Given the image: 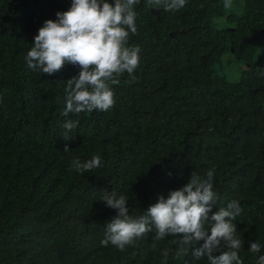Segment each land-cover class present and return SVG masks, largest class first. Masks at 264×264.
I'll use <instances>...</instances> for the list:
<instances>
[{"label": "trees", "instance_id": "obj_1", "mask_svg": "<svg viewBox=\"0 0 264 264\" xmlns=\"http://www.w3.org/2000/svg\"><path fill=\"white\" fill-rule=\"evenodd\" d=\"M224 3L187 0L170 12L140 0L127 44L140 48L135 79L124 73L111 85L108 111L65 117L66 81L80 69L65 65L44 76L26 56L44 21L71 0H0V264H209L189 245L176 256L180 237L156 240L155 229L123 251L102 246L117 210L100 197L126 196L136 218L192 172L205 180L210 170L217 204L208 215L237 201L239 257L257 264L264 255V0ZM232 64L241 71L229 83L219 73ZM67 120L78 121L70 140ZM94 155L99 168L70 170L73 159ZM251 242L261 244L259 253L249 251Z\"/></svg>", "mask_w": 264, "mask_h": 264}, {"label": "clouds", "instance_id": "obj_2", "mask_svg": "<svg viewBox=\"0 0 264 264\" xmlns=\"http://www.w3.org/2000/svg\"><path fill=\"white\" fill-rule=\"evenodd\" d=\"M187 0H148V6H163L165 11H178ZM140 0H71L70 8L57 12L55 20H46L33 38L27 52L26 63L30 69L39 70L44 76H52L65 65L80 69L77 77L66 81V106L62 113H91L94 110L106 112L114 106V92L111 85H118L119 77L127 73L133 80L137 69L140 48L128 47L129 34H136V12L134 7ZM225 8L231 7V0H225ZM78 125V121L67 120L63 124L65 136ZM68 150L67 144L64 147ZM101 157L92 156L81 162L73 159L70 170L78 173L90 172L101 166ZM100 201L106 207L117 210V215L105 226V237L101 245L109 244L123 251L126 246L155 229L156 240L166 236H179L181 247L176 256L186 254L185 245L192 247L196 259L206 257L209 264H243L239 257L243 241L236 236L237 226L232 221L241 212L237 201L219 208L210 217L208 213L217 204L213 190V171H208L202 180L192 172L188 182L179 190L170 191L168 198H157L140 216L133 218L126 207L127 197L115 192H103ZM208 225V227H205ZM203 241L196 247L197 242ZM226 251H221V246ZM155 247V245H153ZM171 250L162 254L165 258ZM249 251L259 253L261 244L251 242ZM219 252V255L215 253ZM257 264H264L260 255Z\"/></svg>", "mask_w": 264, "mask_h": 264}, {"label": "rangeland", "instance_id": "obj_3", "mask_svg": "<svg viewBox=\"0 0 264 264\" xmlns=\"http://www.w3.org/2000/svg\"><path fill=\"white\" fill-rule=\"evenodd\" d=\"M232 67L228 68H223L221 69L219 75L223 76L226 81L229 83H234L238 77H239V72L241 71V66L240 65H234L232 64Z\"/></svg>", "mask_w": 264, "mask_h": 264}]
</instances>
